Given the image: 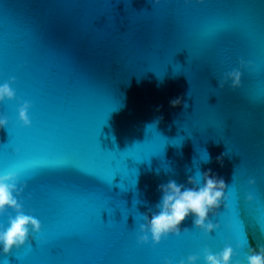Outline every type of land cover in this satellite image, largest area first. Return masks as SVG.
<instances>
[{
	"label": "water",
	"instance_id": "95a60500",
	"mask_svg": "<svg viewBox=\"0 0 264 264\" xmlns=\"http://www.w3.org/2000/svg\"><path fill=\"white\" fill-rule=\"evenodd\" d=\"M6 57L0 81L18 78L32 127L18 101L0 105V158L32 165L22 203L44 230L0 264H179L229 242L243 261L264 245V0H0ZM242 60L255 68L221 89ZM209 168L233 192L221 229L208 237L189 219L180 237L138 243L158 186Z\"/></svg>",
	"mask_w": 264,
	"mask_h": 264
},
{
	"label": "clouds",
	"instance_id": "9594fccd",
	"mask_svg": "<svg viewBox=\"0 0 264 264\" xmlns=\"http://www.w3.org/2000/svg\"><path fill=\"white\" fill-rule=\"evenodd\" d=\"M160 3L161 0H156ZM190 3L191 0H185ZM204 3L205 0H199ZM255 66L245 63L243 60L238 67L224 72L219 80L221 89L230 86L237 90L242 86L243 74L251 71ZM15 78L0 81V105L6 102H17V91L14 85ZM18 120L25 128L32 127L30 116L32 103L26 100L18 101ZM173 108L188 105L183 97H175L170 101ZM9 117L0 110V131L8 127ZM217 162L223 167L224 156L217 157ZM159 171H157V175ZM22 172L16 169H0V217H7V223H0V255L8 256L12 251L26 247L36 236H39L44 225L35 214L25 211L22 196L27 184H21ZM251 188L256 186L254 178L248 179ZM158 190L161 193L156 204V210L142 215L139 224L137 241L140 244L159 245L170 236L180 237L188 231L183 227L189 219L193 227L205 236L211 237L221 229V225L215 222L221 208L228 206L233 192L229 190L227 181L213 173L212 169L197 171L190 175L187 183H178L175 179H169L160 184ZM248 204L256 201L255 193L249 191L246 196ZM237 247H243L238 245ZM165 264H173L172 260H166ZM179 264H264V245L253 248L249 246L243 261L238 259V252L232 243H225L218 251L211 247H205L200 253L190 254L181 258Z\"/></svg>",
	"mask_w": 264,
	"mask_h": 264
},
{
	"label": "snow or ice",
	"instance_id": "6c2138e0",
	"mask_svg": "<svg viewBox=\"0 0 264 264\" xmlns=\"http://www.w3.org/2000/svg\"><path fill=\"white\" fill-rule=\"evenodd\" d=\"M12 65H13V60L10 58L6 57L3 61H0V78H5L8 75ZM15 79L17 80V83H19L18 78L15 77ZM21 86L27 87V83L25 82ZM5 145L6 144H4L3 142H0V147H3ZM158 148H159V140L157 141V149ZM9 168L16 169L20 172L26 173V172H29L31 170L32 165H21L20 163H18V159L14 155V153L9 152L6 155H4L2 158H0V169H9ZM90 174L97 175L101 179H103V177L98 172H93Z\"/></svg>",
	"mask_w": 264,
	"mask_h": 264
}]
</instances>
